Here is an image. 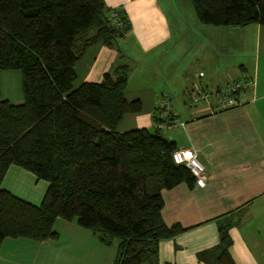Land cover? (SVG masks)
I'll return each mask as SVG.
<instances>
[{
    "label": "trees",
    "instance_id": "16d2710c",
    "mask_svg": "<svg viewBox=\"0 0 264 264\" xmlns=\"http://www.w3.org/2000/svg\"><path fill=\"white\" fill-rule=\"evenodd\" d=\"M191 2L205 26L264 25V0ZM131 30L125 10L105 0H0V71H20L24 95L14 105L0 94V247L6 239L57 240L56 221L76 220L101 241H118L114 264H160L159 242L190 229L162 218V192L196 184L158 127L164 96L153 128L120 133L124 117L142 111L140 100L125 97L133 64L74 87L88 48H119ZM12 165L49 183L39 206L2 188ZM231 228L221 225L219 243L199 259L235 264Z\"/></svg>",
    "mask_w": 264,
    "mask_h": 264
},
{
    "label": "crops",
    "instance_id": "0c3cea01",
    "mask_svg": "<svg viewBox=\"0 0 264 264\" xmlns=\"http://www.w3.org/2000/svg\"><path fill=\"white\" fill-rule=\"evenodd\" d=\"M105 2L109 8L125 10L132 30L120 40L119 48L101 43L90 46L76 65L78 84L74 87L100 83L121 62L133 64L125 97L140 100L142 111L127 114L117 131L153 128L156 107L166 96L183 125L164 135L178 149L194 150L207 170L204 187L183 183L162 192L165 224L190 229L159 242V263L206 264L199 255L217 246L220 226L230 223L234 263L264 264V25L207 28L204 36L210 44L201 38L197 44V53L206 65L188 76L176 64L184 34L177 25L180 18L175 4L166 0ZM171 55L177 59L172 60ZM199 73L205 76L200 78ZM240 79L253 81L250 100L244 106L215 115L190 109V94L197 84L218 87ZM171 87L176 90L173 94ZM0 94L14 105L24 102L20 71H0ZM48 187L49 183L16 165L9 168L2 184L3 189L36 206ZM54 229L59 233L57 240H4L0 264H109V260L114 264L118 254L117 244L113 258L115 240L109 244L101 241L76 220L58 219Z\"/></svg>",
    "mask_w": 264,
    "mask_h": 264
},
{
    "label": "built area",
    "instance_id": "2783aa9c",
    "mask_svg": "<svg viewBox=\"0 0 264 264\" xmlns=\"http://www.w3.org/2000/svg\"><path fill=\"white\" fill-rule=\"evenodd\" d=\"M198 76L203 78L204 73ZM253 85L251 80H232L218 87H204L200 84L194 86L189 99L191 110L203 114L215 115L244 106L250 100L249 90ZM160 115L163 122L158 126L162 130L176 128L183 123L176 119L173 113L171 101L164 96L161 100ZM176 164L185 165L196 178V185L204 187L206 184L207 170L200 162L198 154L192 149H177L173 154Z\"/></svg>",
    "mask_w": 264,
    "mask_h": 264
},
{
    "label": "rangeland",
    "instance_id": "374dc122",
    "mask_svg": "<svg viewBox=\"0 0 264 264\" xmlns=\"http://www.w3.org/2000/svg\"><path fill=\"white\" fill-rule=\"evenodd\" d=\"M166 1L168 3L171 2L172 4H175V7L179 13V18H180V23L177 25H179L181 32H183V34H184L183 40L181 41V47L179 50V56H178V60H177L176 64L180 65L181 73L183 71H185L184 74H187L188 76L190 74V76H192L195 71H199V70L204 69V66L206 65V62L201 61L202 58L197 53L198 52L197 44H198L199 39L201 38V39L205 40L203 43L207 42L210 44V41H208V37L206 38L204 36L205 33L207 32V30H210L207 28H211V29H215V30H224V29L202 25L196 16V12H195V9L193 7L191 0H166ZM119 9H120V7H119ZM213 47L215 48L214 45H213ZM211 55L214 59L216 58V57H214L215 54H214L213 50H212ZM170 57L172 58V60L177 59L174 57V55H171ZM234 59H237V56ZM229 60H228V62H229ZM231 62L233 63V60ZM231 62H229V63H231ZM169 64H170V66L175 65L171 62ZM230 75H232V73H230ZM208 77L210 78V76H208L206 74V78H204V79L207 80ZM165 78H166V76H165ZM164 83L167 84L166 79L164 80ZM76 84H78V83L76 82ZM176 87H179V85L177 84ZM171 89H172V87H171ZM182 90H184V89H182ZM173 91L176 92V90L172 89L171 94H173ZM172 99H174V98L172 97ZM113 243L114 244H113L112 251H114V253H113V258H114L116 256V251L114 250V248L117 247L118 241L115 239V241ZM113 258H111V259H113ZM109 261H110L109 264H111L112 260H109Z\"/></svg>",
    "mask_w": 264,
    "mask_h": 264
}]
</instances>
